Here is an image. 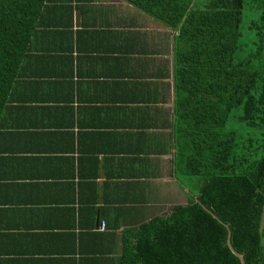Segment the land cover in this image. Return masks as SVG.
Wrapping results in <instances>:
<instances>
[{
    "label": "crops",
    "instance_id": "obj_1",
    "mask_svg": "<svg viewBox=\"0 0 264 264\" xmlns=\"http://www.w3.org/2000/svg\"><path fill=\"white\" fill-rule=\"evenodd\" d=\"M71 4L0 114V264H117L127 229L189 201L173 30L126 0Z\"/></svg>",
    "mask_w": 264,
    "mask_h": 264
},
{
    "label": "trees",
    "instance_id": "obj_2",
    "mask_svg": "<svg viewBox=\"0 0 264 264\" xmlns=\"http://www.w3.org/2000/svg\"><path fill=\"white\" fill-rule=\"evenodd\" d=\"M72 1L0 0V114L33 37L72 20ZM126 1L174 32L172 165L198 187L127 229L117 264H241L195 197L246 264H264V0Z\"/></svg>",
    "mask_w": 264,
    "mask_h": 264
},
{
    "label": "water",
    "instance_id": "obj_3",
    "mask_svg": "<svg viewBox=\"0 0 264 264\" xmlns=\"http://www.w3.org/2000/svg\"><path fill=\"white\" fill-rule=\"evenodd\" d=\"M176 150L174 149V152ZM182 186V185H181ZM184 192L188 193L189 189L184 187ZM195 200L198 201L205 210H207L208 212H210L217 220H219L228 230V237H227V244L230 247L231 251L240 259L241 264H246L244 256L242 253L238 252L234 246L232 245L231 242V230L228 224L224 223L217 215H215L210 209H208L203 203H201V201H199V199L197 197H195Z\"/></svg>",
    "mask_w": 264,
    "mask_h": 264
},
{
    "label": "rangeland",
    "instance_id": "obj_4",
    "mask_svg": "<svg viewBox=\"0 0 264 264\" xmlns=\"http://www.w3.org/2000/svg\"><path fill=\"white\" fill-rule=\"evenodd\" d=\"M248 22H249V20H248V18H247V16H245L244 17V25H247L248 24ZM178 177H179V181H180V183L182 184V186L181 185H179L182 189H183V187H185V188H190V189H192V191H194V190H196L197 189V187H198V185H197V181H193V180H189V179H187L183 174H180L179 172H178ZM184 190V189H183ZM186 195H188L187 193H186ZM262 225L264 226V219H263V221H262Z\"/></svg>",
    "mask_w": 264,
    "mask_h": 264
},
{
    "label": "built area",
    "instance_id": "obj_5",
    "mask_svg": "<svg viewBox=\"0 0 264 264\" xmlns=\"http://www.w3.org/2000/svg\"><path fill=\"white\" fill-rule=\"evenodd\" d=\"M101 230H105L106 229V223L105 222H101Z\"/></svg>",
    "mask_w": 264,
    "mask_h": 264
}]
</instances>
